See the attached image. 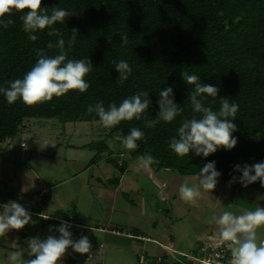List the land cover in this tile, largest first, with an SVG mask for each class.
Wrapping results in <instances>:
<instances>
[{
	"label": "trees",
	"instance_id": "1",
	"mask_svg": "<svg viewBox=\"0 0 264 264\" xmlns=\"http://www.w3.org/2000/svg\"><path fill=\"white\" fill-rule=\"evenodd\" d=\"M42 10L51 14L61 8L72 15L63 23L33 33V42L23 31L21 16L25 11H13L4 17L14 22L0 26V87L22 78L38 59L37 49L48 56L58 54V39L67 41L76 28L75 43L68 59H89L91 72L85 77L86 92L70 90L52 101L26 106L21 100L9 104L0 93V143L13 137L28 118H57L67 121H97L96 113L87 107L102 100L104 106L119 105L123 99L139 91L148 93L149 106L140 120L122 121L111 127L117 135L121 152L130 159L150 153L164 168L178 175L199 176L203 166L215 161L221 173L218 181L230 185L240 182V165L264 162V0H42ZM57 29L61 35H49ZM126 33L128 43H121ZM53 44L48 48V43ZM125 60L132 73L119 83V71L114 62ZM182 71L196 74L200 82L217 87V97H201L205 106L219 111L220 99L228 98L239 110L232 122L237 139L232 149L219 147L208 156L194 151L177 156L168 143L177 136V128L186 119L199 118L189 99L194 85L181 77ZM172 87L170 99L182 109L171 122L160 121L155 128L145 127V120L159 118L160 91ZM137 127L144 139L138 148L126 150L121 141ZM122 166H120L121 168ZM250 174L254 175V172ZM235 177V181H233ZM248 185L264 193L259 180Z\"/></svg>",
	"mask_w": 264,
	"mask_h": 264
},
{
	"label": "clouds",
	"instance_id": "2",
	"mask_svg": "<svg viewBox=\"0 0 264 264\" xmlns=\"http://www.w3.org/2000/svg\"><path fill=\"white\" fill-rule=\"evenodd\" d=\"M42 0H0V26L7 28L14 21L5 20L6 15L13 11H25L21 16L23 31L28 34V39L35 42L38 39L33 33L51 28L57 22L63 23L65 17L72 15L69 11L61 8H53L51 14L42 10ZM77 29H72V35L67 41V50H70L76 40ZM49 35H61L57 29H52ZM121 35V43H128L126 33ZM52 48L51 42L47 45ZM59 49L58 54L48 56L43 53V49H37L38 59L34 66L22 78H17L9 83L7 88L0 87L2 93L9 104L18 99L26 106H34L39 103L50 102L54 97L59 98L67 94L70 90L84 93L89 88V83L85 77L91 72L92 64L89 59H68L65 40L61 37L56 43ZM120 75L119 83L123 84L131 75L132 67L125 60L114 62ZM182 79L189 85H194L189 99L192 110L201 114L199 118L184 120L177 128V136H173L168 147L179 157L189 154L190 150L196 155L208 156L214 153L219 147L232 149L237 139L232 133L236 131V125L232 122L239 110L236 103H230L228 98L220 99L219 111H213L211 107L203 104L201 97L206 94L208 97H217L218 88L200 82V77L196 74H189L182 71ZM172 87H168L159 93L158 105L160 108L159 118L155 120H145V127L155 128L160 121L171 122L182 111L172 99ZM147 92L139 91L134 95L122 100L117 105L110 103L107 108L102 100L95 105H89L87 112L96 113L105 128H111L122 121L140 120L149 106L146 99ZM145 133L133 127L130 133L122 138V145L126 150L134 151L138 148L137 141L143 140ZM157 160L150 153H145L139 157V163L143 169H149ZM235 169L242 171L239 178L242 185L259 180L264 186V162L254 165H245L242 169L240 165H235ZM254 172L253 174H250ZM221 175L215 169V161L206 163L199 173V186L183 183L178 189L180 198L187 203H195L201 197L202 188L208 192L215 188L218 177ZM233 177V181H235ZM0 237L6 235L10 230L22 229L29 224L31 214L21 204L10 201L0 204ZM48 219V216H44ZM220 227V237L223 241L231 242L230 264H264V240L257 242V230L264 227V208L257 207L248 210L243 215H235L233 211L225 210L218 217H213ZM70 225L67 221H61L56 229L59 238L48 236L44 240L30 238L28 240V256L34 257L24 259L20 250L8 256L9 264H58L65 255L67 249L71 247L75 252L86 254L90 252L91 243L86 236H81L73 241L72 233L68 230ZM241 234V235H238Z\"/></svg>",
	"mask_w": 264,
	"mask_h": 264
},
{
	"label": "rangeland",
	"instance_id": "3",
	"mask_svg": "<svg viewBox=\"0 0 264 264\" xmlns=\"http://www.w3.org/2000/svg\"><path fill=\"white\" fill-rule=\"evenodd\" d=\"M23 126L20 127V130L13 137L0 143L2 169L0 179L3 186V189H0V191L3 192L4 196H8L9 200L19 203L32 202L35 200L33 196H37L39 193L41 197L39 199L38 195L36 201L37 208L39 207L43 211H47L41 204L44 203L42 190L51 189L53 183L59 184V190H65L67 185L71 183L70 178H68V175L71 174L81 179L84 178L87 181L92 174V169L98 171L95 163L99 159L106 161L103 155L109 152L107 150L101 151L104 142H108V146L112 150V154H108V159L112 163L110 164L108 175L114 177L120 173L114 164V160L117 158L116 151L121 150V146L117 142V135L112 132L111 128H105L101 121H69L63 124L57 118H28L23 120ZM100 128L104 132H109L107 138L96 137L97 129ZM69 137L70 142L68 144L72 145V147L65 145ZM22 138L26 141L27 150H20L19 148V142ZM90 142H93V144H90ZM136 159L137 161L131 163L130 171L126 176L131 177L135 173L140 172L142 179L150 177L153 174L152 170L154 166L152 165L149 169L139 167L140 170L137 171L134 169V165L139 164V157ZM123 160H126L127 163L129 162V157L125 154ZM100 176L104 177L105 175ZM28 178L31 180L30 188L24 189L22 188V179ZM184 179H188L186 182L189 185L196 184L199 186L198 176L191 175ZM93 180L95 181L94 176ZM179 183L181 185L180 180L178 181ZM156 186L159 187L158 184ZM150 188L151 186L148 189ZM200 191L204 195L202 194L199 198L201 201L196 200L195 203L181 202L183 200L180 198L178 192H175L172 197L166 198L165 201L155 198L154 195L155 201L158 204L157 207L153 208V211H150L149 215L150 218L156 221L158 230L161 228L164 230L165 222L171 224V250H169L170 248L167 250L163 245L158 243L156 244L159 247L156 246V250L151 254H143V252H140L139 247L131 252L127 250L120 252L116 248L111 249V247L107 248L104 246L101 250H105L106 259H102V261L95 259L97 256L101 257L102 255L93 251L90 253L94 256L90 259L93 262L89 264H190L191 262L193 263V260L189 258V255L198 256L203 252L200 247L208 242L206 235H219L220 233L221 226L216 223L213 217H218L225 210L232 211L233 209L235 214L240 213V215H243L242 207H246L247 209L252 208L251 210L257 207L264 208V193L248 184L244 186L242 183L235 182V184L230 185L226 182L218 181L214 189L204 192L201 188ZM0 196L3 195L0 194ZM208 201L212 203V215L203 213L207 211L208 207L205 206V203ZM69 209L71 207H68L67 210L62 209L59 213L66 215ZM92 216L95 218L94 215ZM205 216H208L209 219L204 218ZM55 224L60 225L59 223ZM207 227H213L214 229L211 228V232L206 231ZM20 230L26 231L27 229L24 226ZM196 230L202 233L201 236H194L193 232ZM44 231L48 232L49 229H44ZM13 233L15 234L16 230ZM27 233L26 238L30 235L29 232ZM8 234H10L9 231ZM158 239L163 241L162 237H158ZM260 240H264V227L257 230V242L259 243ZM13 241L14 245L12 244V247L16 248V251L20 250L24 259L34 258L28 256V248L27 250L26 248H20V242L17 239ZM9 243L11 244V242L0 244V264H9L8 256L12 254L8 252ZM4 245H7V247ZM2 247H5V250ZM180 253H184L185 255H181ZM79 259L80 261H84L82 258ZM75 262L74 264H79L77 260ZM67 263V261H64L62 264Z\"/></svg>",
	"mask_w": 264,
	"mask_h": 264
},
{
	"label": "crops",
	"instance_id": "4",
	"mask_svg": "<svg viewBox=\"0 0 264 264\" xmlns=\"http://www.w3.org/2000/svg\"><path fill=\"white\" fill-rule=\"evenodd\" d=\"M67 122H63V124ZM96 122H100V120H97ZM108 136V131L104 132L101 128L97 129L96 137H101L103 139V137L107 138ZM22 139L25 140L24 138ZM69 140L70 137L66 140L65 145L72 147V145L68 144V142H70ZM90 144H93V142H90ZM104 144L101 148V151L104 152L107 150L110 154H112V150L108 146V142H104ZM109 153H105L103 155L106 161L99 159L97 163H95L98 171L92 169V174L87 181L84 180V178L81 179L71 174L68 175L71 183L68 184L66 189L63 191L58 189L59 184L57 183H53L51 185V189L49 190H46L44 187L45 190H42L44 194V203L41 204L42 207L44 206V208L47 209V211H43L39 207L37 208L36 201L38 195L39 199L41 197L39 193L37 196H33L35 200L32 202L26 201L24 203H19L14 201L21 204L26 210L30 212L31 220L29 224L25 225V229H27L26 231L19 229L16 230V233L14 234L13 232L15 229L10 230V234L7 232L5 236L0 237V244L11 242V244H8V252L13 253V251L16 249L12 247L14 242L13 240L17 239L20 242V248H26L27 250L28 240L30 238H39L40 240H44L50 235L59 238L60 234L56 229H58L57 226L60 225L55 223L61 224V221H67L70 225L68 230L70 232L72 231V240L76 241L81 236H86L91 243V249L89 253L81 254L75 252L71 247H69L58 264H62L64 261H67V264H74L76 260L79 262V264H89L93 262L90 260L94 257L90 254L93 251L102 255L101 257L97 256L95 258L102 261V259H106L105 250H101L104 246L107 248L111 247V249L116 248L120 252H125L126 250L131 252L132 250L139 247L141 250L140 252H143V254H151L156 250V246L159 247V245L156 244L158 243L163 245L167 250L169 248V250H171V224L165 222L164 230L163 228L158 230L156 221L150 218L149 213L150 211H153L155 206L157 207L158 202L155 201V198L165 201L166 198L172 197L175 192H178L180 187V183L178 184V181L180 180L181 184L182 182L187 183L186 181H188L189 178L187 180L184 178L190 177L191 175L181 176L168 169L156 168L153 165V174H151L150 177L142 179L140 172L128 177L126 174L130 171L129 168L131 163H134L137 161V159L129 158V162L126 163V160H123L125 153H122L121 150H117V158L114 160V164L117 166V169H119L120 173L114 177H110L108 174L110 164L112 163H110V160L108 159ZM120 166L122 167L120 168ZM139 167L142 168L140 163L134 165V169L137 171L140 170ZM1 170L0 162V174H2ZM94 172L95 174H93ZM98 174L105 176L101 177ZM93 176L95 181L93 180ZM22 180V188H30L29 186L31 180L29 178ZM64 184H66V182H64ZM157 184L160 188L156 186ZM0 186V189H3V186L1 185V179ZM149 186H151L150 189H148ZM0 194L3 195L0 196L3 197L0 198V204H6L12 201L8 199V196H4L2 191H0ZM197 200L200 199L198 198ZM205 204V206L208 208L207 211L203 213L206 215H212V203L208 201ZM240 205H242V203H240ZM68 207H71V209L68 210V214L70 213L69 215L59 213L62 209L67 210ZM251 209L242 207V214ZM232 211L234 212L233 209ZM0 212H2V208H0ZM45 215L49 218L45 219ZM92 215H94L95 218H93ZM235 215H240V213ZM204 218L209 219L208 216H205ZM210 218H212V216H210ZM47 228L49 231L45 232L44 229L47 230ZM211 228L213 227H207L206 231L211 232ZM27 232H29L30 235L26 238V235L28 234ZM193 234L195 237H198L201 236L202 233H199L196 230L193 232ZM207 236H209V234L206 235V238ZM217 236L220 235L217 234ZM158 237H162L163 241L158 239ZM4 246L7 247V245ZM5 247H2V249L4 248L5 250ZM79 258H82L86 263L84 261H80Z\"/></svg>",
	"mask_w": 264,
	"mask_h": 264
},
{
	"label": "built area",
	"instance_id": "5",
	"mask_svg": "<svg viewBox=\"0 0 264 264\" xmlns=\"http://www.w3.org/2000/svg\"><path fill=\"white\" fill-rule=\"evenodd\" d=\"M19 148L20 150H27L25 140H20ZM207 240L208 242L200 247L203 251L200 255H189V258L193 260V263L190 264H230L231 251L229 245L231 242L223 241L217 235H209ZM181 255L185 254L182 253Z\"/></svg>",
	"mask_w": 264,
	"mask_h": 264
},
{
	"label": "water",
	"instance_id": "6",
	"mask_svg": "<svg viewBox=\"0 0 264 264\" xmlns=\"http://www.w3.org/2000/svg\"><path fill=\"white\" fill-rule=\"evenodd\" d=\"M236 183H238V182H236Z\"/></svg>",
	"mask_w": 264,
	"mask_h": 264
}]
</instances>
